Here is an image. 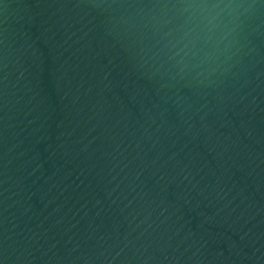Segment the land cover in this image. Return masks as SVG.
<instances>
[{
  "label": "water",
  "instance_id": "95a60500",
  "mask_svg": "<svg viewBox=\"0 0 264 264\" xmlns=\"http://www.w3.org/2000/svg\"><path fill=\"white\" fill-rule=\"evenodd\" d=\"M0 264H264V0H0Z\"/></svg>",
  "mask_w": 264,
  "mask_h": 264
}]
</instances>
